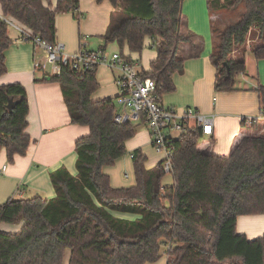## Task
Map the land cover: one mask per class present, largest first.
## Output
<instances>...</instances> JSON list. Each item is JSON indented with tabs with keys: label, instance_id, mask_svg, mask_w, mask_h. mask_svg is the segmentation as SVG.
Instances as JSON below:
<instances>
[{
	"label": "trees",
	"instance_id": "trees-1",
	"mask_svg": "<svg viewBox=\"0 0 264 264\" xmlns=\"http://www.w3.org/2000/svg\"><path fill=\"white\" fill-rule=\"evenodd\" d=\"M96 1H109L113 7L102 37L105 47L116 43L121 50L127 46L130 52L141 53L145 40L151 39L157 59L149 72L140 75L155 80L159 98L173 93V76L184 72L179 48L193 38L181 31L185 0ZM207 4L211 16L244 6L237 23L218 29L212 22L215 87L233 91L237 79L246 74V63L231 56L254 31L260 44L253 53L264 60V0H207ZM0 6V78L7 74L5 54L13 44L6 19L55 44L58 15L82 18L79 0H60L55 7L52 0H0ZM97 70L68 65L61 75L51 76L50 81L62 88L72 123L87 126L90 133L76 142L77 175L66 168L51 173L54 198L36 196L0 204V224H23L18 233L0 231V264H63L68 250L69 264H147L164 256L167 264H264V235L250 240L237 232L239 217L264 215L260 120L242 121L246 134L229 156L215 154L213 142L188 124L170 144L172 185L162 184L167 174L163 161L147 170V157L138 149L131 154L136 185L113 188L103 168L128 154L126 143L138 126L115 121L117 98L93 101L99 88ZM256 92L264 115V86L258 84ZM11 99L16 105L9 111ZM28 115L25 87L2 86L0 154L5 151L9 162L25 156L30 148Z\"/></svg>",
	"mask_w": 264,
	"mask_h": 264
},
{
	"label": "crops",
	"instance_id": "crops-1",
	"mask_svg": "<svg viewBox=\"0 0 264 264\" xmlns=\"http://www.w3.org/2000/svg\"><path fill=\"white\" fill-rule=\"evenodd\" d=\"M60 0H52L54 7ZM113 7L109 1L98 4L96 0H79L81 20H76L72 13L60 14L56 18L57 42L65 51L75 54L80 50L88 52L104 51L108 54H122L129 57L139 73L149 72L157 59V52L152 48V40L147 38L141 53H132L125 46L118 44L104 45L102 37L107 33ZM0 16H3L0 6ZM211 16L207 0H185L183 3L182 33L193 36L190 43L180 46L177 57L184 60V72L173 76L175 91L164 94L160 103L166 107L183 112L189 108L203 115L215 117L213 134L206 139L213 142V151L220 156H229L235 144L246 131L242 130L243 119L260 120V130L264 132L258 84L264 86V60H258L253 53V46L248 42L234 51L231 58L244 59L246 74L236 81L233 91H217L215 87L217 68L212 62L214 49ZM13 44L6 51L7 74L0 78V88L4 85L19 83L27 91L29 102L27 133L31 138L30 148L25 156H18L9 162L7 154H0V204L9 199H31L41 196L52 199L56 196L51 183V173L66 168L72 175H77L76 142L89 135L87 126L72 123L60 84L51 82L47 73L35 70L34 62L43 61L46 54L41 47L21 39L16 30L8 29ZM109 47L113 48L110 51ZM116 73L107 65L97 70L98 90L93 94V101L117 98ZM137 127L136 135L126 143L128 154L119 159L114 166L104 167L113 188H129L136 185L135 171L131 154L140 149L147 157L146 168L151 170L161 161L152 145L151 131L145 121H133ZM194 126L195 122L190 121ZM176 137V136H175ZM179 137V136H177ZM4 167L6 170L3 171ZM173 177L163 186H170ZM133 219L129 215H117ZM22 225L0 224V231ZM21 231V230H20ZM19 231V232H20ZM237 232L254 240L264 235V215L239 217ZM18 233V232H14ZM71 253L65 254L63 264H69ZM68 262V263H67ZM164 256L156 263L167 264Z\"/></svg>",
	"mask_w": 264,
	"mask_h": 264
},
{
	"label": "built area",
	"instance_id": "built-area-1",
	"mask_svg": "<svg viewBox=\"0 0 264 264\" xmlns=\"http://www.w3.org/2000/svg\"><path fill=\"white\" fill-rule=\"evenodd\" d=\"M6 21L10 27L18 29L22 40L29 41L44 50L46 56L43 61L34 62L35 70L43 71L50 76H59L62 74L63 68L68 65L77 69L99 68L102 65H107L115 72V81L119 90L116 102L123 110L122 114L116 115L115 121L119 124L139 120L146 122L151 131L153 148L161 156L166 173H172L174 167L173 149L170 144L185 130V126L190 121L195 122L194 126L202 131L204 137L213 134L214 116L200 114L192 108L178 112L164 107L157 95L155 80L142 77L141 73L135 69L133 62L123 58L121 54L116 53L108 56L103 51L88 52L84 50L69 54L62 44L48 43L14 21L9 19ZM262 118L264 120V115ZM251 121L248 120V123ZM5 170L6 167L3 171Z\"/></svg>",
	"mask_w": 264,
	"mask_h": 264
},
{
	"label": "rangeland",
	"instance_id": "rangeland-1",
	"mask_svg": "<svg viewBox=\"0 0 264 264\" xmlns=\"http://www.w3.org/2000/svg\"><path fill=\"white\" fill-rule=\"evenodd\" d=\"M213 7H215V6H213ZM243 7L244 6H242L240 8H237L236 10L229 11L227 13L226 12H221V13H218L217 12V13H215L213 15L214 16V20L213 21L216 24V28H218V29H224L225 27H228L230 25H233V24L237 23L241 19L242 13L244 12V9H242ZM10 30H16L17 31L18 29L16 27L11 26L10 27ZM247 42L250 45H252L253 47L256 46V45H258V44H260V41L258 40V34H257V32L254 31L252 34H250ZM109 46H111V45H109ZM109 48H110L109 49L110 51H113V48H111V47H109ZM104 54L107 55L106 52H104ZM108 56H112V54H108ZM49 71H50V69H49ZM118 110H119V113L120 114L123 113V110L120 107H118ZM261 135L264 136V132L263 131H261ZM170 179H172V174L171 173H167L166 176L164 177V181L165 182H168ZM20 230H21L20 227H16V228H13V229H5V230H2V232H4V233H14V232H19Z\"/></svg>",
	"mask_w": 264,
	"mask_h": 264
},
{
	"label": "water",
	"instance_id": "water-1",
	"mask_svg": "<svg viewBox=\"0 0 264 264\" xmlns=\"http://www.w3.org/2000/svg\"><path fill=\"white\" fill-rule=\"evenodd\" d=\"M226 66H227V65H226ZM15 105H16V102H15L13 99H11V100L9 101L8 106H7L8 110H9V111H12L13 108L15 107Z\"/></svg>",
	"mask_w": 264,
	"mask_h": 264
}]
</instances>
